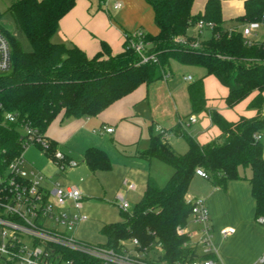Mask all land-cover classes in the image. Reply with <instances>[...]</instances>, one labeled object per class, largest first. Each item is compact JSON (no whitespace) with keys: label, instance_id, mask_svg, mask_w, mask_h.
Masks as SVG:
<instances>
[{"label":"trees","instance_id":"1","mask_svg":"<svg viewBox=\"0 0 264 264\" xmlns=\"http://www.w3.org/2000/svg\"><path fill=\"white\" fill-rule=\"evenodd\" d=\"M76 1L16 0L6 11H0V17L11 14L32 48L25 51L19 39L0 21L12 51L11 70L0 72V170L22 153L31 138L29 134L22 135L19 122H10L7 114L16 115L19 121L26 120L46 136L49 126L59 117L64 120L97 116L141 85L149 86L163 78L166 67L175 60L215 75L228 87L226 101L231 107L256 93L249 107L258 113L231 122L219 111L210 110L212 122L221 133L205 144L181 123L158 134L151 133L149 147L138 152L139 156L147 160L157 158L170 165L173 173L164 186L149 178L132 212L122 210L120 221L102 227L107 245L118 247L136 237L143 244L162 243L170 260L180 257L187 237L179 235L177 227L189 221L192 204L187 194L198 168L221 188L233 179H249L256 217H264V38L248 46L240 30L230 32L222 16L221 0H207L203 12L196 14L192 12L195 0H147L159 29L156 35L144 32L149 41L147 53L154 54L158 61L141 62L140 55L128 46V40L118 54L102 42L101 50L90 57L77 45L53 41L60 20ZM243 2L244 12L236 18L241 26L264 21V0ZM200 19L214 23L209 39H201L200 34L189 35ZM196 39L201 41L194 46ZM188 94L194 111L205 109L202 78L189 85ZM171 131L186 141V152L177 153L165 140ZM46 138L45 151L52 155L56 145ZM83 162L92 172L111 168L107 153L98 147L87 148Z\"/></svg>","mask_w":264,"mask_h":264},{"label":"built area","instance_id":"2","mask_svg":"<svg viewBox=\"0 0 264 264\" xmlns=\"http://www.w3.org/2000/svg\"><path fill=\"white\" fill-rule=\"evenodd\" d=\"M119 7L120 3L114 5L115 9ZM262 22L250 21L242 25L240 31L246 45L252 46L262 40L258 38ZM213 26L212 21L204 19L196 23L199 33ZM127 40L128 46L140 55L141 62L158 61L154 54L147 53L149 41L145 40L142 30L131 33ZM193 45L196 46L197 42ZM11 68L10 43L0 29V72H8ZM6 119L19 122L22 135L29 134L31 138L27 139L22 153L0 170V264H217L210 212L201 197L187 198L192 204L189 221L185 226L177 227L178 234L187 239L182 244L183 254L174 260L166 257L163 244L158 242L143 244L134 237L118 247L91 245L67 234L88 219L83 212V191L77 185L54 181L52 175L47 177L34 166L25 168L23 152L26 146L34 142L45 151L48 139L26 120L19 121L14 114H7ZM189 121L195 122L196 118L191 116ZM102 129L114 131L111 127ZM49 156L64 170L79 164L58 149ZM196 174L209 179L203 169H196ZM46 178L51 186L45 183ZM124 185L129 190L135 189V184L126 180ZM116 202L123 211L131 207L122 193L116 195ZM258 221L264 223V217H258ZM190 222L197 224L198 228L191 229ZM234 232V227L221 230L223 236ZM253 264H264V251Z\"/></svg>","mask_w":264,"mask_h":264},{"label":"crops","instance_id":"3","mask_svg":"<svg viewBox=\"0 0 264 264\" xmlns=\"http://www.w3.org/2000/svg\"><path fill=\"white\" fill-rule=\"evenodd\" d=\"M206 2L207 0H205V4ZM116 3H120V7L117 9L114 8ZM199 12L203 11L199 10ZM241 27L236 29L240 30ZM139 29L152 35H156L159 31L154 19V10L147 0H77L76 5L60 20L58 30L53 36V41L57 43H64L68 46L77 45L90 57L94 56L101 50L102 42H106L110 46L112 52L114 54H118L124 50L127 35ZM195 33V29L192 28L189 30V35H193ZM200 38L202 39L201 34ZM172 73L173 71L171 67H169V69L166 68L163 78L166 77L167 80V77H169ZM186 78L187 77L184 76V80L188 81ZM161 79L153 82L149 86L145 84L141 85L134 92L117 100L97 116L88 118H69L64 120L59 117L49 126L46 131V136L53 140L56 145V149L65 152L69 156H73L75 152H78L84 157V153L89 147H98L106 153L107 151L109 152L110 144L108 142V136H111L113 141L121 146L127 147L137 145L143 137L144 130L139 124L140 115L137 113L136 106L145 99L152 102V87L156 84H158L159 87ZM205 82V90L207 96L209 97V87L222 91V93L225 90V87L221 85L222 83L220 81L217 82L213 78L207 76ZM162 91L165 96L168 95L167 97H169V100L171 96H173V98L175 96L173 92L171 93L170 89L169 93L167 92L165 85L162 86ZM228 93L229 89L227 90V93L225 90V98ZM255 95L256 93H253L244 99L245 101L247 100L244 105H239V102L234 107H231L232 110L227 109L228 104L226 103V100L216 101L214 105L217 109H215L231 122L237 121L241 116L253 117L257 114L256 109L254 110L250 108L249 103ZM174 101L177 107V113L175 115V121L169 129L174 127L177 123H181L183 125L187 123L189 126L194 125L192 132H189L193 134L202 144H205L220 135L221 130L212 122L209 113L206 112L203 114L202 123L200 124H197V118L195 122H190L189 119L191 116L187 119L183 118L179 113V106L175 98ZM188 101L189 111L187 113L190 115L191 104L189 96ZM89 123L93 126V132L102 133L104 138L91 135L88 130H85L84 127ZM103 127L114 128V131L106 132L102 129ZM154 127L155 131H158L159 133L161 130H165L159 124H156ZM151 133H153L152 130L149 131V144ZM172 134L180 137L171 131L166 134L165 140L174 148L171 142ZM151 160L154 161L159 159L152 158ZM246 174L247 176H250L249 172ZM125 180L129 182V180ZM124 181L122 185H124ZM124 186L127 188L126 185ZM118 193H122L125 197L123 190L119 189L116 195ZM189 197L203 198L209 209L210 218L212 220L214 219L215 222L220 220V215L225 210H232L237 213L236 224L238 229L235 228L234 233L223 236L221 234V229L219 230L220 235L223 238L222 241L224 242L228 240L235 241L238 239L242 230L241 226H243L245 222L250 224L261 223L264 225V223L259 222L256 217V202L252 194L251 183L247 178L230 180L228 181L226 188H221L216 186L211 180L195 175L191 181L187 194V198ZM254 220H256V222ZM212 227L213 233H215L216 230L213 225ZM227 227L232 226L226 225L224 228ZM263 251L264 241L247 255L242 254L239 248L224 249L222 254L227 259L228 264H253Z\"/></svg>","mask_w":264,"mask_h":264},{"label":"rangeland","instance_id":"4","mask_svg":"<svg viewBox=\"0 0 264 264\" xmlns=\"http://www.w3.org/2000/svg\"><path fill=\"white\" fill-rule=\"evenodd\" d=\"M16 0H0V11L4 12L8 7ZM205 0H195L193 3V13L196 14L199 10L203 11ZM242 0H222V16L225 21V26L229 29L240 28L241 25L236 18L243 13ZM1 23L11 31L21 42L25 51H31V44L25 35V33L17 26L10 13H5L0 17ZM192 29V28H191ZM196 31L195 37H199V29L196 25L193 27ZM192 32V31H191ZM259 39L264 37V21L262 22L260 29ZM202 39H209L212 36V29L206 28L201 33ZM200 42V39H196L195 42ZM180 64V65H179ZM171 67L173 73L167 77L161 79V83L152 87V102L148 99L141 101L137 106V113L140 115L139 124L143 127V137L137 145L121 146L113 141L111 136H108V142L110 144L109 152L107 155L111 161L110 170L102 171L97 170L93 173L83 162V155L75 152L72 158L79 162L78 166L74 168L62 169L60 166L53 163L50 156L39 146L37 143H30L26 146L23 152V158L26 164L25 168L34 166L38 170L42 171L47 177L53 176V180L62 184H74L77 185L84 192V206L83 212L88 215V219L76 225L73 229L67 231L70 236L75 237L78 240L84 241L91 245H106L107 236L102 232V227L105 224L115 223L122 219L120 212L122 211L116 202L117 191L123 190L126 200L130 203L131 207L128 212H132L135 204L141 199L142 193L145 189L148 179H152L159 186H164L172 174V167L161 160L148 161L145 158L139 156L138 152L142 151L149 145V131L152 130L154 134H158L155 131V125L159 124L164 129H169L174 121L177 113V107L174 98L177 100L179 106V113L185 119L189 116L197 118V124L202 123V117L204 113H209L210 110H214L216 101H224L225 90L227 93L228 88L225 87L224 92L210 88L209 96H207L205 90V79L208 77L219 81L213 74H207L206 70L202 67L184 65L178 61L172 60L166 67ZM184 76L191 77L190 80L185 81ZM203 79L204 92L206 96L205 109L200 111H194L191 106V113H187L188 110V87L191 83ZM168 82V83H167ZM166 87L167 92L169 89L171 93L175 95L167 97L162 91V86ZM167 94V93H166ZM170 95V94H169ZM243 101V102H242ZM239 105H244L247 101L242 100ZM227 103V101H226ZM191 104V103H190ZM228 104V103H227ZM229 110L231 106L227 105ZM217 109V108H216ZM215 109V110H216ZM254 109V108H252ZM255 110V109H254ZM264 113V105L261 109ZM256 113L258 110L256 109ZM188 131L192 132L194 125L184 124ZM91 135L104 138L102 133H94L91 123L84 127ZM22 132V131H21ZM264 144V133H263ZM171 142L177 152L184 153L187 150V143L182 137H177L174 134L171 135ZM138 151V152H137ZM264 155V146H263ZM246 172L251 173L249 169ZM127 179L129 182L136 185L135 189H127L122 185L123 181ZM45 183L51 186V182L46 178ZM196 188V187H193ZM127 189V190H126ZM219 221L210 220L211 225L214 226L216 232L213 233L212 241L217 248L218 256L215 258L217 264H228L227 259L223 256L222 251L224 249L239 248L242 254L247 255L252 250L257 248L264 241V225L261 223L250 224L244 223L241 226V234L235 241H222L219 230L223 229L226 225L238 229L236 224L237 213L231 211H223L221 213ZM256 222V220H254ZM189 227L191 229H197L198 225L190 222Z\"/></svg>","mask_w":264,"mask_h":264}]
</instances>
